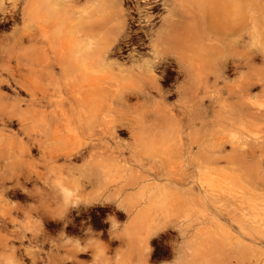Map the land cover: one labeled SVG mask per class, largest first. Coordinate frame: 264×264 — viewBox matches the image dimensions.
Returning <instances> with one entry per match:
<instances>
[{"label":"bare ground","instance_id":"obj_1","mask_svg":"<svg viewBox=\"0 0 264 264\" xmlns=\"http://www.w3.org/2000/svg\"><path fill=\"white\" fill-rule=\"evenodd\" d=\"M6 1L10 4L5 5ZM0 21L4 25L13 24L11 33L0 38V130L15 121L21 134L27 137L20 144L18 156L13 153L14 160L17 157L23 164H44L47 173L35 178L32 191L50 192L56 199L61 220L71 209L100 201L103 196L100 192H175L183 187L180 180L185 173L176 167L182 163L181 158L192 166L191 175L201 179L220 173L221 169L215 167L220 161L233 163L235 146L244 145L238 140L239 134L247 131L250 114L245 98L257 82L264 92V64L254 63L256 56L251 50L252 43H259L257 51L264 61V0H0ZM12 58L17 63L16 69H8ZM123 58L129 64L119 61ZM231 68L237 69L233 81L228 77ZM174 73L182 77L174 88L179 99L169 104L165 99L168 91L161 82ZM3 88L11 89L13 97L7 98ZM19 91L29 96L24 107ZM222 91L238 98L224 114L219 113L220 109L217 111L219 106L216 111L212 109L213 119L205 125L211 141L202 144L199 132L204 130L202 119L207 113L202 101H212ZM38 118L37 123L30 124ZM197 119L201 120V127H196ZM119 133L127 134L130 140H121ZM185 137L188 143L184 142ZM13 142L11 145L15 147L18 141ZM225 142L230 143L229 150L224 148ZM31 146L39 153L36 162ZM2 147L4 155L5 146ZM123 150H128L131 158L121 163L118 155ZM242 151L238 152L242 155L243 169L239 177L242 186L238 188L240 192H253L254 177L251 170L247 171L249 159ZM156 156L163 165L160 170L155 169L157 175L169 181L152 191L148 185H139L145 175L134 165L143 166L144 159L149 163ZM75 159L81 160L79 165H75ZM58 160L61 162L57 163ZM14 162L21 164L19 160ZM111 170L115 171L113 177L127 175H120L121 181L111 185L113 177L104 178ZM5 173H1L3 180V174L5 177L9 174ZM11 178L16 182L14 176ZM259 183L264 185V175ZM72 192L84 195L90 192L87 194L90 198L81 195L73 199ZM263 195L246 202L243 233L251 238L252 244L237 246V253L249 255L243 264H264V250L256 244L264 239ZM38 197L37 200L42 199ZM46 197L43 196L44 201L51 198ZM126 200L127 207L118 206L130 212L137 200L131 197ZM44 201L42 204L36 201L41 206L35 203V211L37 207L41 209ZM52 209L43 213L50 211L47 214L52 215L56 212ZM1 211L14 218L9 209ZM41 215L40 212L39 217H48ZM137 216L125 224L131 242L142 240L139 227L144 222ZM87 248L85 245L80 250ZM94 249L99 250L96 246ZM214 254L213 247L204 243L200 252L204 264H213L209 259ZM47 257L51 264L72 259L54 251H49Z\"/></svg>","mask_w":264,"mask_h":264},{"label":"rangeland","instance_id":"obj_2","mask_svg":"<svg viewBox=\"0 0 264 264\" xmlns=\"http://www.w3.org/2000/svg\"><path fill=\"white\" fill-rule=\"evenodd\" d=\"M8 3L10 4L9 1H6L5 5H9ZM12 28V23L0 27V38L9 35ZM259 46V43L251 44L253 57L256 56V59H253V61L258 66L264 64L261 54L257 51V47ZM143 51H147V49L144 48ZM14 60V58L10 59L9 64H7L8 69L9 67L11 69L17 68V63ZM119 61L126 62L127 60L123 58L119 59ZM126 63L129 64L128 61ZM1 68L0 66V69ZM157 74L160 75V72ZM235 76H237V69H229V79L233 81ZM262 76L264 81V72ZM181 80V75L179 76L177 73H174L167 81L162 80L161 84L164 83L162 87L164 90L166 89V91H168V96L165 98L167 103L170 104L171 101V104H173L178 101L179 98L175 89L178 87ZM251 89L249 96L245 98L250 105L248 111L251 114L247 116V131L239 134L240 137L238 140L240 143H245L243 146L242 143L239 144V146H235L237 152L234 156V158H236L233 163L224 164L223 161H220L215 166L221 169L220 173L204 175L201 179H197L196 176L191 175L193 170L192 166L186 164L184 158H181L182 163L176 165L179 170H183L185 173V175L183 174L181 176L180 182L183 184L181 189L175 192H100L103 195L100 201L88 203L84 208L78 206L79 208L71 209L62 220L61 217L58 218V209H56V207H58L56 205L57 202L56 199H53V195L49 194L50 192L47 194L43 192V194H41L42 192L32 191V184L35 178L37 179L38 176L47 173L44 164L36 162L39 156L37 149L31 146V155L36 163L31 165L23 164L21 158L16 157L15 159L21 161V164L20 162V165L13 164L16 163L14 162L16 160H14L15 155L13 153H16V156H18L17 152L19 154V152H21L20 150H22L20 144L22 146V141H27V137L21 134L22 132L19 131L18 124L15 121L9 127H5L3 129L4 132L0 130V148L2 145V148L5 146L4 155L3 149H1L2 153L0 151V154L4 156L2 157L0 155V157H2L0 162L3 163H0V174L2 172L9 173L11 172V167H14L13 169L15 171L12 169V173H9L10 175L7 174L6 177L12 175L14 176L13 179L19 181L17 182L16 180L17 184H15L16 182L12 180V176L10 177L11 179L4 177L6 180H3L1 178L2 174L0 175V255L4 256H0V264L5 263L3 259L9 258L8 253L11 256L9 260H12V264H51L49 257H47L49 251L57 252L61 256L72 257L71 262L64 260L58 264H103V260L106 258L116 259L118 255L121 256L122 251L125 250L128 243L137 246L136 252L138 254V260L136 264H204L200 255L204 243H209L214 249V257L211 256L209 259L212 263L214 262L213 264H243L247 262L249 255L247 257L246 254L242 252L239 253L240 251L238 252L239 254L236 252L237 246H241L243 243L252 244L251 238L243 233V227L245 226L243 222L245 218L244 215L246 211H248L246 202L248 198H257L264 194V185L262 186L259 183V178H262L264 175V117L262 115L264 92L259 82L253 84ZM2 92L7 98L13 97L14 95L13 91L8 88H3ZM221 93L220 96H217V98L212 101H207V99L202 101L203 105L205 102L207 109V113L204 114L202 119L204 130L199 132L200 135H202V144L207 145L208 142L211 141V134H206L205 125L209 124L208 122L213 119L214 115L212 116V109L216 111L217 106H219L217 111L220 109L219 113L224 114L226 109L229 110L233 108V103L238 98L235 97L237 96L236 94L228 95L225 91ZM225 93L228 96H225ZM19 97L24 99L21 101V107H24L25 102L29 101V96L19 91ZM218 97L220 99H218ZM36 101H38V99H36ZM219 101H221V104ZM222 102L224 103L222 104ZM174 111L177 110L175 109ZM206 117L208 119H206ZM39 119L40 118L36 119L30 124L37 123ZM200 122V119L196 120V127H201ZM0 129H2V126H0ZM226 131H228V129ZM226 131L225 133H227ZM257 136H261V139H255ZM118 137L123 141L130 140L125 133H119ZM13 141H18L15 142V147L11 145L14 143ZM184 142L188 143L189 139L185 137ZM17 143H19V145ZM229 145V142H225L224 148L229 150ZM16 146L18 148H16ZM12 147L15 148V151ZM11 148L13 149L12 151ZM193 149L196 148L193 147ZM240 150H244L242 152H245L248 156L247 159H249L250 167L247 171L251 170L252 177H254L251 178V181H253L251 182V188H253L251 191L254 190L253 192H240L238 188L242 186L239 177L242 176L243 171L240 163L242 161V155L238 153ZM10 152H12V156ZM35 152L36 154H34ZM157 153L159 154V152ZM250 153H252V155ZM118 157L121 163L131 158L128 150H123ZM8 160L13 165L10 166L9 162L7 164L6 162ZM75 160V165H79L81 160ZM78 160L79 162H77ZM143 161L145 163L143 166L134 165L136 170L145 175V178L140 180L139 185H148L153 191L158 189L163 183L169 181L156 173L158 169L160 170L163 168V165L159 164L160 159L158 156L153 159V161L158 163H154L153 161L147 163L146 159ZM60 162L61 160L57 161V163ZM3 165L9 166L4 168ZM256 167L258 169H256ZM3 169H5V171H3ZM151 169L157 170L152 173ZM16 171H18V174ZM230 172L234 173L232 174ZM14 173H16L17 176L14 175ZM113 174H115V171L111 170L104 178L113 177ZM120 175L125 177L127 173L115 175L110 179L109 184L114 185L115 183H119L121 181ZM37 183L39 184L38 180ZM253 184H255L256 187H254ZM245 185L248 186L247 183H245ZM72 193L75 194L72 196L73 199H79L78 196L84 195L83 192ZM84 193H86L84 197H89L88 195L90 192ZM46 195L52 199L47 198ZM43 196L48 200L44 201ZM37 197L42 198L38 199L39 204H42V201H44L45 204L48 203L49 206H45L44 204L43 206H45L46 209L42 206L41 209L37 207V209L40 210L36 209L35 211V205L41 206L36 202L38 201L36 199ZM127 197L137 200L136 207L130 212H125L118 206L121 204L127 207ZM49 199L52 200L53 205H50L51 200L49 201ZM220 202L222 203L220 204ZM29 205H32L31 207H33V209H31ZM28 206L30 208H28ZM43 208L45 211H43ZM47 208L48 210H54L52 208H55V211H57L53 212L56 214H52L54 216L50 214L52 217L47 214L50 213V211L44 214L43 212H46ZM8 209L10 215L12 214V218L14 217L13 219H11L10 216H6L7 212L1 211ZM27 210L34 212L30 213ZM40 212H42L41 216L46 215L48 217H39ZM135 215H138L137 217L144 222V225L139 227V232L141 234H139V236H141L142 240H136L138 244L135 240L133 242L129 241L127 237L129 230H127V225H125L128 224L131 217ZM49 217L53 219L50 220ZM54 217L57 220H55ZM16 219H18L17 222L15 221ZM45 219L50 221H46ZM8 220H13L14 222H4ZM175 221L176 223H174ZM38 225L39 227H37ZM256 244L264 250V239ZM85 245H88V248L86 250H80ZM94 246L99 248L98 252L95 251ZM138 247L141 248V251L138 250ZM26 251H28L29 254L26 253ZM72 253L74 254L72 255ZM123 263H126V261H123Z\"/></svg>","mask_w":264,"mask_h":264},{"label":"crops","instance_id":"obj_3","mask_svg":"<svg viewBox=\"0 0 264 264\" xmlns=\"http://www.w3.org/2000/svg\"><path fill=\"white\" fill-rule=\"evenodd\" d=\"M124 230V229H123ZM137 246L136 245H131L130 243H128L126 245V248L124 251H122V255L115 258H106L105 260H103V264H124L123 261L126 263L125 264H136L137 260H138V254L136 252ZM140 249V248H139ZM8 257L7 259H3V261L5 262L4 264H12V260L10 259V254L8 253ZM2 256V255H0ZM4 257V256H2Z\"/></svg>","mask_w":264,"mask_h":264},{"label":"flooded vegetation","instance_id":"obj_4","mask_svg":"<svg viewBox=\"0 0 264 264\" xmlns=\"http://www.w3.org/2000/svg\"><path fill=\"white\" fill-rule=\"evenodd\" d=\"M5 25H4V23H2L1 21H0V27H4ZM3 177H5V176H3ZM4 222H9V221H4ZM10 223V222H9ZM27 253H28V251H26Z\"/></svg>","mask_w":264,"mask_h":264}]
</instances>
